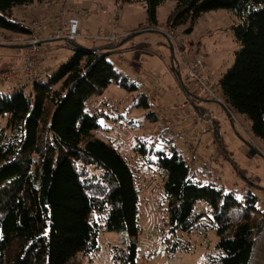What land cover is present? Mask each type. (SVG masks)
<instances>
[{
    "label": "trees",
    "instance_id": "obj_1",
    "mask_svg": "<svg viewBox=\"0 0 264 264\" xmlns=\"http://www.w3.org/2000/svg\"><path fill=\"white\" fill-rule=\"evenodd\" d=\"M53 1L0 0V29L28 34L30 27L13 18L14 8ZM114 1L144 4L152 28L167 0ZM220 9L233 11L241 21L232 26L240 49L219 81L224 104L247 116L253 134L264 142V0H176L168 27L193 26L202 14ZM68 44L74 56L46 81H34L30 94L17 86L0 91V264H77L79 255L98 250L94 219L103 220L105 212V230L126 232L132 239L121 258L136 264L140 194L134 173L117 149L93 138L101 129L99 117L85 111L86 102L113 83L136 87L108 62L111 44ZM172 70L178 71L176 65ZM138 106L149 109L154 103L144 93ZM154 114L148 116L155 119ZM136 151L144 158L156 156L174 233L193 232L203 217L194 216L195 205L204 202L219 237L220 264H264V211L256 195L247 191L239 200L233 192L203 185L174 145L165 152L141 142Z\"/></svg>",
    "mask_w": 264,
    "mask_h": 264
},
{
    "label": "rangeland",
    "instance_id": "obj_2",
    "mask_svg": "<svg viewBox=\"0 0 264 264\" xmlns=\"http://www.w3.org/2000/svg\"><path fill=\"white\" fill-rule=\"evenodd\" d=\"M71 1L35 2L14 8L13 18L22 26L29 27L33 21L42 18L47 20L37 35L40 42L34 45L37 53L30 48L34 47L29 44L33 36L31 30L23 34L0 29V87L9 89L15 84L30 94L34 81H46L49 75L67 63L74 56L72 44L56 40L52 35L71 16L79 19L81 34L85 36L96 35L99 29L100 32L111 31L116 24L121 35H128L111 44L112 50L106 51L107 60L136 90L113 83L101 94L91 97L86 102L85 111L99 117L101 129L93 133V138L117 149L133 170L140 194L136 264H220L222 253L216 247L219 237L209 207L204 202L195 205L194 216L203 214V217L192 233H174L168 222L164 176L156 166V156L150 153L144 158L136 150L141 142L148 148L165 152L174 145L186 156L191 174L200 178L197 181L203 185H215L227 193L233 192L239 200L251 191L258 197L257 207L264 211V142L253 134L247 116L194 93H190L193 96L190 100L183 89L189 87L182 65L179 72L183 77V88L173 76V59L166 33L170 29L168 23L175 12L176 0H167L158 8L157 24L152 28L146 22L144 4L79 0L77 2L85 3L80 5L84 11L93 10L94 13L78 16L70 12L68 16L65 5ZM65 9V13L59 15ZM54 10L58 14L55 19L50 18L54 16ZM53 20L56 27L50 25ZM240 22L233 11L220 9L202 14L193 26L186 23L176 29L184 37L185 49L203 58L204 73L223 103L226 102L219 81L233 66L235 54L240 49L232 30V26ZM77 39L70 43L85 47L92 45H85V40ZM108 46L103 45L104 48ZM27 64H34L37 68L32 81L27 80ZM9 76L12 78L7 80ZM154 87L160 92L163 90V97L160 93L162 98L159 95L151 97L149 91ZM144 93L151 102L156 100L154 107L138 106ZM152 112L157 118L148 116ZM5 123L6 120L3 126ZM107 214H102L103 220L102 216L93 217L99 224L98 250L86 256L79 255L75 263L126 264L121 256L127 252L132 239L126 232H107L104 225ZM176 243L179 245L173 251Z\"/></svg>",
    "mask_w": 264,
    "mask_h": 264
},
{
    "label": "built area",
    "instance_id": "obj_3",
    "mask_svg": "<svg viewBox=\"0 0 264 264\" xmlns=\"http://www.w3.org/2000/svg\"><path fill=\"white\" fill-rule=\"evenodd\" d=\"M72 12L78 14V16L82 14H91L94 13L93 10L91 11H84L80 10L77 7L72 8ZM65 13L60 12L59 15ZM58 15V14H57ZM68 16L71 15L70 12L67 14ZM64 16V15H63ZM57 17V16H56ZM147 17V16H146ZM49 19V18H48ZM46 18H42L36 21H33L31 25H29L30 30L32 32L31 38L29 39V44L34 46L37 45L39 42L38 34L41 30H43L44 26L46 25ZM62 27V28H61ZM80 21L77 17L71 16L67 21L61 23V26L54 31L52 38H56V40H61L63 42H73V40H78L77 38H81L85 41H88L92 45H107L113 44L121 40L122 35L117 31V26L114 24L111 31H101L98 32L96 35L85 36L81 34L80 31ZM182 33L177 32V30H168L166 33L167 41L169 45H171L173 49L175 65L179 69L180 65H182L186 71V81L188 90L190 93L196 94L198 97L203 98L204 100L224 104L222 98L217 94L216 88L213 86L209 77L204 73V60L200 55H195L194 53L190 52V50L185 49L184 47V37L181 35ZM30 47V46H29ZM32 48L33 53H37L36 46L30 47ZM27 80L32 81L35 77V73L37 68L34 67V64H27ZM12 77H7V80H10ZM151 93V97L153 96H160V91L158 87H154L149 91ZM155 105L156 100L153 99L152 101ZM172 125V121L169 122ZM171 127H168L169 131Z\"/></svg>",
    "mask_w": 264,
    "mask_h": 264
},
{
    "label": "crops",
    "instance_id": "obj_4",
    "mask_svg": "<svg viewBox=\"0 0 264 264\" xmlns=\"http://www.w3.org/2000/svg\"><path fill=\"white\" fill-rule=\"evenodd\" d=\"M56 1H58V0H56ZM77 1H79V0H73V2L71 1L69 4H66L65 6H67V10L69 11V12H72L73 10H72V8L75 6V7H77L78 9H80V10H83L82 8H81V6H84L85 5V3L84 2H94V3H100L101 2V0H99V1H96V0H91V1H89V0H84V2L83 1H80V2H77ZM81 5V6H80ZM64 6V5H63ZM64 6V7H65ZM65 11H66V9H65ZM52 14H54V16L53 17H50V18H53V19H55V17L57 16V14H55V10L53 11V13ZM51 15V14H50ZM54 24V20H53V22L50 24L51 25V27H56V25H53ZM98 29V28H97ZM96 29V30H97ZM99 32H100V29L98 30ZM102 31V30H101ZM45 35V34H44ZM128 34H122V38H125L126 36H127ZM121 38V39H122ZM86 44L85 45H87V44H90V43H88L87 41H84ZM93 46L91 45V47H89V48H92ZM96 47H103V44H99V45H97ZM170 50H171V55H172V59H173V64L171 65V70H172V68H173V65H175L174 64V54H173V49H172V47H171V45H170ZM172 74H173V76H175V78H176V80H178L179 81V83H180V85H181V87L183 88V86H182V84H181V80L179 79V77H177L178 75H177V73L175 72V71H173L172 70ZM13 87H16L15 86V84H12V86L11 87H9V89H11V88H13ZM8 88H6V87H4V88H1L0 87V91H6V90H9ZM184 89V88H183ZM161 92H162V97H163V90H161ZM160 92V93H161ZM186 94V93H185ZM187 95V94H186ZM161 97V95H160V98H162ZM193 159H195V157H193Z\"/></svg>",
    "mask_w": 264,
    "mask_h": 264
},
{
    "label": "flooded vegetation",
    "instance_id": "obj_5",
    "mask_svg": "<svg viewBox=\"0 0 264 264\" xmlns=\"http://www.w3.org/2000/svg\"><path fill=\"white\" fill-rule=\"evenodd\" d=\"M177 69H178V68H177ZM177 72H179V69H178V71H176V73H177ZM179 73H180V72H179ZM180 76H181V73H180ZM179 79L182 80L181 77H180ZM182 81H183V80H182Z\"/></svg>",
    "mask_w": 264,
    "mask_h": 264
},
{
    "label": "water",
    "instance_id": "obj_6",
    "mask_svg": "<svg viewBox=\"0 0 264 264\" xmlns=\"http://www.w3.org/2000/svg\"><path fill=\"white\" fill-rule=\"evenodd\" d=\"M177 75H178L179 78L181 77L179 72H177ZM181 81H182V80H181Z\"/></svg>",
    "mask_w": 264,
    "mask_h": 264
}]
</instances>
